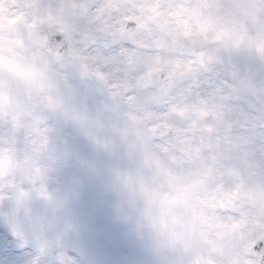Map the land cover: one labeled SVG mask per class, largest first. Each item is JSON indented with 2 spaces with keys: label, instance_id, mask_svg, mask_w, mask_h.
I'll list each match as a JSON object with an SVG mask.
<instances>
[{
  "label": "snow or ice",
  "instance_id": "1",
  "mask_svg": "<svg viewBox=\"0 0 264 264\" xmlns=\"http://www.w3.org/2000/svg\"><path fill=\"white\" fill-rule=\"evenodd\" d=\"M0 264H264V0H0Z\"/></svg>",
  "mask_w": 264,
  "mask_h": 264
}]
</instances>
